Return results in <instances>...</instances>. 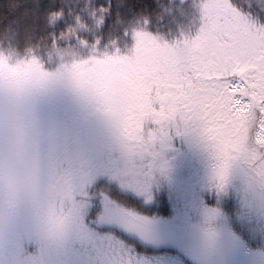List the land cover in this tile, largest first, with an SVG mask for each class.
<instances>
[{
    "label": "snow or ice",
    "instance_id": "obj_1",
    "mask_svg": "<svg viewBox=\"0 0 264 264\" xmlns=\"http://www.w3.org/2000/svg\"><path fill=\"white\" fill-rule=\"evenodd\" d=\"M108 10L85 0L64 23L63 5L50 8L45 45L16 60L0 56V78L67 77L105 115L131 161L110 177L119 184L146 186L157 143L179 124L214 158L217 192L234 162L264 186V0H156L118 30L106 24ZM50 46L72 51L54 72L45 67L56 63ZM90 190L80 184L75 199Z\"/></svg>",
    "mask_w": 264,
    "mask_h": 264
},
{
    "label": "rangeland",
    "instance_id": "obj_2",
    "mask_svg": "<svg viewBox=\"0 0 264 264\" xmlns=\"http://www.w3.org/2000/svg\"><path fill=\"white\" fill-rule=\"evenodd\" d=\"M63 1L67 10L71 8L73 12L79 11L85 2V0ZM91 5L94 7L107 6V0H91ZM67 10L63 22L71 23V17L67 15ZM82 17L87 19L83 13ZM32 49L17 51L13 48L9 50L2 48L0 56L16 60L18 57L31 56ZM50 51L56 58V63L50 67L45 63V67L53 72L57 64L72 55L70 48L50 46ZM4 96L11 97L22 104L25 114H16L7 129L4 127L2 116H0V147L7 136L17 150L23 153V159L18 162L16 171L27 170L32 183L30 190H21L15 184H10L5 190V173L0 169V264H38L34 260L45 262L43 258L37 256L36 250L48 264H82L79 254L72 252L73 245L78 242L72 241L70 231L63 236L65 229H68L61 223L63 213L55 210L53 213L52 211L47 212L48 208L44 207L45 214L47 212L46 216L41 211L43 205L39 209L37 207L38 202H42L39 199L41 196L47 195L51 200L53 199L50 194L41 193L48 183L50 171H56L54 169L61 165L60 167L69 182L82 181L91 186L92 182L89 180L92 179L96 171L95 182L98 180L97 178H103L110 183L115 182L124 191L143 199L144 197L149 198L151 191L146 188L147 184L145 186L144 183L138 185L119 184L110 179V177L116 176L115 172L123 173L131 161L123 150H120L121 153L119 152L122 157H119L115 152L111 154L107 152L115 142L114 137L108 140V133H111L112 127L94 102L79 92L67 77L53 74L46 80H33L24 84H14L7 78H0V97ZM90 131L106 134L107 138L97 146L95 152H87L82 148L73 149L72 146L77 144V139L73 136L78 137L82 142L84 135ZM171 141H178L181 145L176 154L166 149ZM66 144L72 149L67 151ZM195 161L198 162L194 163ZM211 162H215L214 158L194 130H182L179 124L170 129L163 143L156 145V156L153 159L149 175L154 178V184L156 187H160V190L173 189L176 203L174 212L171 211L167 216L142 215V218L139 219L136 217L138 220L134 221L136 225H140L141 228L145 227L146 230L157 231L155 234H158V237H155L158 239H164L160 236L161 233L172 239L180 234V238L185 234L186 229L188 236H191L189 229H192L203 233L210 239L216 235L224 237L228 235V231L219 228L221 218L217 216V212L211 207L208 208L209 206H199L197 200L210 193L221 195L219 199L222 200L224 198L223 191L231 187L237 188L244 196L241 202L251 207L250 215L258 216L264 223V192H262L264 186L257 190L254 186L252 189L250 187L251 174L242 162H234L228 169L223 189L217 192L215 180L212 178L211 166L213 164ZM193 163L199 169L202 179L200 186L194 183L195 177L188 175L189 172L185 171V168ZM103 171L106 174L102 175ZM55 179L54 177L51 179L52 183ZM142 189H146V192H140ZM56 212L59 216L55 214ZM50 213L53 214V217L49 216ZM123 217L124 221H130L127 215L124 214ZM259 219L255 221L262 227ZM50 222L54 223L53 226L56 224L55 227H50L52 225ZM176 225H183L184 229L177 228ZM256 232H260V230ZM94 236L93 232L90 238H83L87 242L92 241ZM46 238H50L48 242ZM39 239H41V245L36 243L39 242ZM262 239L263 245L264 237ZM60 240L62 243H59ZM174 240H178V238ZM24 244L27 254H24ZM249 254L252 255V253ZM257 259L264 263V252ZM174 262V264H184L176 256Z\"/></svg>",
    "mask_w": 264,
    "mask_h": 264
},
{
    "label": "trees",
    "instance_id": "obj_3",
    "mask_svg": "<svg viewBox=\"0 0 264 264\" xmlns=\"http://www.w3.org/2000/svg\"><path fill=\"white\" fill-rule=\"evenodd\" d=\"M155 3L156 0H107L109 10L105 14L106 24L118 30L121 21L127 20L133 10L149 11ZM57 4H62L65 11L67 10L63 0H0V49L13 48L17 51H24L32 48L34 50L37 45L44 46L46 43L44 32L50 30L44 23L45 15ZM108 135V140L114 137L115 142L112 146L110 145L111 148L107 152L110 154L115 152L122 157L119 152L123 149L114 130H111ZM73 138L77 139L76 146H72L73 149L82 148L87 152H95L97 146L105 141L107 135L90 131L84 135L82 142L78 137L73 136ZM201 142L204 144L202 139ZM167 146L166 149L175 154L181 147L178 141H171ZM72 148L66 144L67 151ZM196 162L198 161L194 163ZM194 163L189 164L185 171L189 172L188 175H193L194 183L200 186L202 179ZM211 163L214 165L215 162ZM60 166L54 169L56 171H50L48 183L41 191V193L50 194L53 199L51 200L47 195L41 196L39 199L42 202H38V208L43 205L41 209L43 214H45L44 207L48 208L47 212L52 211L53 213L55 210L63 213L61 223L68 228L65 229L63 236L70 231L72 241L78 242L73 245L72 252L79 254L82 264H139L143 260L157 259L158 253L169 264L175 263V256L184 264H264L263 261L257 259L264 252V241L263 245L261 242L264 237V223L258 216L250 215L251 207L241 202L244 196L237 188L231 187L223 191L222 200L219 199L221 195L214 193L204 198L201 196L197 200L199 206L206 205L204 207L209 206L208 208L211 207L217 212V216L221 218L219 228L228 231V235L224 237L216 235L210 239L203 233L189 229L191 236H188L186 229L185 234L180 238V234L174 236V239L178 238V240L162 233L160 236L164 239H158V234H155L157 231L141 228L134 221L142 218V215L158 217V215L167 216L171 211L174 212L176 203L173 189L160 190V187L155 186L154 178L149 175L150 179L146 188L151 191L150 197L143 199L124 191L115 182L110 183L103 178H97L95 182V171L92 179L89 180L92 186L87 197L83 201H77L74 193L77 187L80 184L83 185L84 182H69ZM104 171L102 175L106 174ZM115 174L117 175L116 172ZM53 177L56 178L54 183L51 181ZM250 183V187L255 186V190L262 188L253 179ZM140 192H146V189ZM262 192H264L263 189ZM57 212L55 214L59 216ZM52 213L49 216L53 217ZM124 214L130 221H124ZM256 219L260 220L262 227L255 221ZM50 224H52L50 227L56 225L53 226V222ZM176 226L184 229L183 225ZM257 230L260 232H256ZM93 232L95 236L92 241L85 242L83 237L90 238ZM255 232L256 238L254 237ZM49 239L46 238V241L48 242ZM40 241L41 239L36 243L41 245ZM59 243L62 241L60 240ZM25 249L24 244V254H27ZM36 254L45 261L34 260L36 263L48 264L37 250Z\"/></svg>",
    "mask_w": 264,
    "mask_h": 264
},
{
    "label": "clouds",
    "instance_id": "obj_4",
    "mask_svg": "<svg viewBox=\"0 0 264 264\" xmlns=\"http://www.w3.org/2000/svg\"><path fill=\"white\" fill-rule=\"evenodd\" d=\"M18 113L21 115L25 114L22 104L8 96L0 97V116L3 118L5 129L8 128L10 122ZM22 159L23 153L19 152L12 141L6 136L2 147H0V169L5 173V190H7L10 184L18 185L24 191L30 190L32 183L30 173L27 170L16 171L18 162Z\"/></svg>",
    "mask_w": 264,
    "mask_h": 264
},
{
    "label": "flooded vegetation",
    "instance_id": "obj_5",
    "mask_svg": "<svg viewBox=\"0 0 264 264\" xmlns=\"http://www.w3.org/2000/svg\"><path fill=\"white\" fill-rule=\"evenodd\" d=\"M59 224H60V222H59ZM155 261L156 262H154V264H164V263L161 262V258L160 257L155 259ZM148 263L151 264L149 261H148Z\"/></svg>",
    "mask_w": 264,
    "mask_h": 264
}]
</instances>
